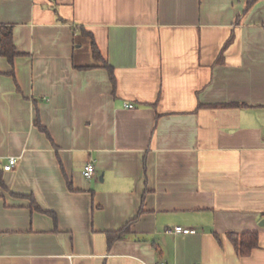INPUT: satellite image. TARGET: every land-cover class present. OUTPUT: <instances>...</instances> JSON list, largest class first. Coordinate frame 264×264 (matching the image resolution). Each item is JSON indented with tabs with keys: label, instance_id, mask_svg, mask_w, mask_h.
<instances>
[{
	"label": "crops",
	"instance_id": "0c3cea01",
	"mask_svg": "<svg viewBox=\"0 0 264 264\" xmlns=\"http://www.w3.org/2000/svg\"><path fill=\"white\" fill-rule=\"evenodd\" d=\"M0 25V264H264V0H0Z\"/></svg>",
	"mask_w": 264,
	"mask_h": 264
},
{
	"label": "trees",
	"instance_id": "16d2710c",
	"mask_svg": "<svg viewBox=\"0 0 264 264\" xmlns=\"http://www.w3.org/2000/svg\"><path fill=\"white\" fill-rule=\"evenodd\" d=\"M81 31H82L83 35H85L86 37H89L91 39V53H92L93 59L95 61L102 62V66L105 67L108 71L110 81L114 84L115 80H114L112 68L109 65H107V63L105 61L102 60V57L99 53V50H98L97 46L95 45L94 40H93L92 36L90 35V33L84 31L83 29H81ZM0 53L12 65V60H13L14 56L16 55L15 47H14L13 41H12V30L10 27L4 26V25H0ZM9 74L12 75L13 73L10 72ZM228 106H230V105H228ZM34 125L38 128V130L40 132L44 133L47 136V138L50 139L49 133L41 125L38 117L35 119ZM0 185L3 186L1 175H0ZM67 187L70 191H73V187H72L69 180H67ZM32 205L35 209L39 210L37 205L34 203L33 199H32ZM54 219H55V217H54ZM126 231H127V229L125 226L122 229H119L117 231L106 233L105 235H106L108 244L111 245L114 241L120 239L121 236L123 235V233H125ZM228 237L234 243L236 250L239 253V255H246L253 248H255L257 246V234L255 232H253V233L247 232V233H241V234L231 233L228 235Z\"/></svg>",
	"mask_w": 264,
	"mask_h": 264
},
{
	"label": "built area",
	"instance_id": "2783aa9c",
	"mask_svg": "<svg viewBox=\"0 0 264 264\" xmlns=\"http://www.w3.org/2000/svg\"><path fill=\"white\" fill-rule=\"evenodd\" d=\"M125 108H128V109H133L134 106L131 105V104H126L125 105ZM17 162V159L14 158V157H10L7 161V164L3 167V170L4 171H9L11 170V168L16 164ZM94 174V165H93V162L91 160H89L86 165L84 166V169L82 170V175L83 177H85L86 179H90ZM174 231L176 233H185V234H189V233H192L193 230L191 229H185V228H182V227H176L174 229Z\"/></svg>",
	"mask_w": 264,
	"mask_h": 264
},
{
	"label": "water",
	"instance_id": "95a60500",
	"mask_svg": "<svg viewBox=\"0 0 264 264\" xmlns=\"http://www.w3.org/2000/svg\"><path fill=\"white\" fill-rule=\"evenodd\" d=\"M1 168V167H0Z\"/></svg>",
	"mask_w": 264,
	"mask_h": 264
}]
</instances>
